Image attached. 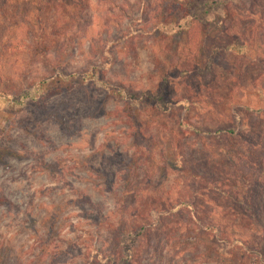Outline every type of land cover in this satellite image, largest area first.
<instances>
[{
	"label": "rangeland",
	"instance_id": "1",
	"mask_svg": "<svg viewBox=\"0 0 264 264\" xmlns=\"http://www.w3.org/2000/svg\"><path fill=\"white\" fill-rule=\"evenodd\" d=\"M245 2L249 12L233 8L210 38L196 30L171 49L153 29L164 0L0 1V92L100 62L127 92L156 91L166 77L171 101L132 121L123 104L75 80L0 112V264H110L127 249L134 264H227L213 243L226 235L208 226L231 233L226 251L235 239L261 243L264 0ZM226 36L251 48L221 59L230 77L195 69L200 45ZM241 128L245 140L225 137ZM234 143L239 154L228 161L220 145ZM239 168L252 187L243 190ZM162 201L196 208L156 223L150 206Z\"/></svg>",
	"mask_w": 264,
	"mask_h": 264
},
{
	"label": "trees",
	"instance_id": "2",
	"mask_svg": "<svg viewBox=\"0 0 264 264\" xmlns=\"http://www.w3.org/2000/svg\"><path fill=\"white\" fill-rule=\"evenodd\" d=\"M68 1L71 4L73 2V0ZM233 8L244 13L249 12L250 9L246 7L245 0H164V3L157 10L158 13L154 18V35L157 36V38L166 40L169 47H172L171 49H175L173 48L174 44H180L178 40L181 39L182 41L183 38H188V36L196 30L205 38H210L213 33L214 25H217L216 20L222 18L220 22L223 23L225 19L230 17ZM223 29L221 25L217 28V30ZM214 30H216V28ZM209 40L210 42L207 46L200 45L199 47V61L195 65V69H199L200 73L205 70H208L210 74L219 71L226 76H223L224 78H229L231 68L228 64L224 65L221 59L225 58V62L228 58L248 57L251 50L250 46L241 41L237 36H226L218 41ZM201 58L205 60V63H202L203 60ZM200 61L201 64L199 65L198 63ZM105 67L106 64L99 62L98 65L90 67L88 70L82 72L51 76L31 85L17 95L0 92V112L21 111L36 101L38 96L45 94L48 90H54L53 92L68 91L73 87L75 80H78L81 86H90L102 90L107 99L123 104L124 112L132 121H136L142 113L141 110L146 108H155L156 110L168 109L167 107H169L171 101L166 99V88L167 85L169 86V81L166 77H163L156 91H147L144 93L127 92L124 89L116 87L106 78L104 71ZM234 70H236V67ZM49 87L52 88L48 89ZM136 127L137 126H135V128ZM241 127H243V124ZM242 130V128L240 131L229 129L225 137H232L235 140H245ZM216 133L219 135L217 137L218 140L223 142V135L225 133L222 135L219 134V131ZM232 145L233 146L229 147H221L220 145V150L222 154L227 157L228 161L234 160L239 154L235 143ZM180 169L183 170V167ZM189 173L192 174L191 172ZM236 174L239 175L236 177L239 178L240 182L243 184V190L247 187H252L256 183L254 181L252 182L246 175L240 174V168L237 169ZM237 197H241V195L238 193ZM157 204L159 206L157 208L159 209L153 207V204L150 206V213L154 215L152 219L154 218V221H157L156 223L162 221L163 215L170 217L173 214H179L185 210L193 211L196 208L193 204L186 201H177L169 205L166 201H162ZM252 208L253 207H251V209ZM234 226L230 229L227 228V231L231 230L234 233L237 232ZM145 228L146 225L142 223L140 230H144ZM215 228L216 227L210 228V226H208L207 229L210 231L209 233L217 231L218 236L223 237L226 235V239L223 238L220 240L218 238L217 240L214 238L213 243H219L216 248L217 254L219 253L220 256L226 255L227 258H229L225 260L227 264H264V235L259 238L261 243L253 248L252 246L246 245L244 240L235 239L236 245L233 246L231 243L230 245L233 249L226 251L225 248L228 246L226 243L229 242L228 235L231 233H225L222 230L221 232ZM132 234V230L128 233H124L123 239L127 241L131 238ZM257 236H259L258 233H255L250 237L254 239L258 238ZM253 242L255 243L256 241ZM118 258V260L112 259L110 264H134V255L131 249H127L125 255L122 257L118 255Z\"/></svg>",
	"mask_w": 264,
	"mask_h": 264
}]
</instances>
